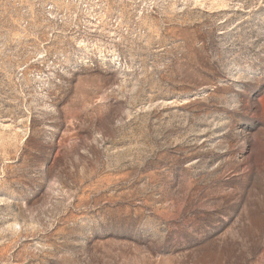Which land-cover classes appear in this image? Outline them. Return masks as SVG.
I'll return each instance as SVG.
<instances>
[{"label": "rangeland", "instance_id": "obj_1", "mask_svg": "<svg viewBox=\"0 0 264 264\" xmlns=\"http://www.w3.org/2000/svg\"><path fill=\"white\" fill-rule=\"evenodd\" d=\"M0 264H264V0H0Z\"/></svg>", "mask_w": 264, "mask_h": 264}, {"label": "built area", "instance_id": "obj_2", "mask_svg": "<svg viewBox=\"0 0 264 264\" xmlns=\"http://www.w3.org/2000/svg\"><path fill=\"white\" fill-rule=\"evenodd\" d=\"M49 8H51L52 10L50 11V12H53V13H56L57 11H59V10H65L66 8H63V7H61V8H59V7H56L55 5H49Z\"/></svg>", "mask_w": 264, "mask_h": 264}]
</instances>
